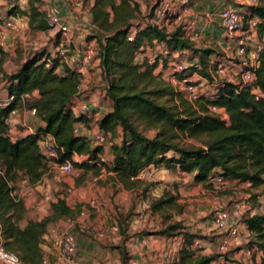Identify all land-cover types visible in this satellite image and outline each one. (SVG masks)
<instances>
[{"label": "trees", "instance_id": "obj_1", "mask_svg": "<svg viewBox=\"0 0 264 264\" xmlns=\"http://www.w3.org/2000/svg\"><path fill=\"white\" fill-rule=\"evenodd\" d=\"M7 1V20L24 18L34 34L49 30L44 0ZM247 11L246 21L257 20L262 49L254 81L240 87L233 80L218 81L210 74V61L223 53L196 48L182 26L168 30L150 19L142 20L138 0H92V34L87 39L95 41V54L87 66L95 64L104 84L103 97L110 104V111L96 121L99 132L109 135L113 157L110 165L101 161V146L76 133L78 126L87 128L92 121V112L76 116L71 110L81 83V75L75 69L78 59L71 67L57 54L53 57L51 51H38L30 53L23 62L19 60L15 70L3 73L8 97L12 98L0 105V238L4 249L15 254L22 264H42L48 226L63 219L74 220L81 214V205L70 208L64 198L57 196L47 216L27 220L22 226L26 209L13 190L14 185L21 180L35 186L49 175L52 163L72 161L73 167L93 175L104 168L127 190H134L140 183L137 176L143 169H176L192 175L193 181L202 185L221 179L248 183L251 189L263 187L264 199V0L248 5ZM6 21L0 18V27ZM155 49L158 53L150 64L147 55ZM162 49L168 55L163 56ZM140 54L144 55L138 63ZM174 54L177 58L192 55L186 68L174 74L178 83L195 86L184 80L197 75L204 85H209V90L197 94L195 100H188L163 76L168 64L175 61ZM6 57L0 46V69ZM225 62L229 66L239 64L234 56ZM158 70L162 72L157 73ZM34 92L36 98H26ZM23 108L34 110L33 115L41 124L33 132L20 128L17 133V125L8 118L11 111ZM149 132L153 134L148 136ZM46 138L51 139L48 145L54 152L50 158L43 155L41 146ZM73 155L85 159L76 163ZM149 208L163 221L172 218L171 211L178 215L182 212L176 196L169 191L151 199ZM122 221L120 215L118 229L124 242L129 236ZM243 224L252 238L249 248L264 251V215L245 217ZM182 228L180 222H173L153 234L175 237V231ZM184 235L193 239L187 232ZM115 248L120 264H127L130 258L125 249ZM216 257L194 258L184 248L179 251L178 264H212ZM250 264H264V259Z\"/></svg>", "mask_w": 264, "mask_h": 264}, {"label": "crops", "instance_id": "obj_2", "mask_svg": "<svg viewBox=\"0 0 264 264\" xmlns=\"http://www.w3.org/2000/svg\"><path fill=\"white\" fill-rule=\"evenodd\" d=\"M45 1V6L49 8H53L57 11L58 15H60L69 25H72L75 28H78L76 30V33L74 34V37H72V41L69 44H66L67 42H63L64 36L60 34H55L56 38L53 40V43H50L48 49H42L41 51H51L50 49L52 48L54 43L59 42V46H61L62 50L67 51L66 58L73 59V60H79V55L78 52L85 47L86 45H91L94 46L95 41L93 40H88L87 37L92 34L91 28H90V22H91V16L89 14V9L84 12V14H81L82 9H77L75 8V5L78 0H44ZM48 1V2H47ZM83 1V0H82ZM174 6L179 7L178 14L177 16H174V19H171L172 23H174L177 26H182L185 30V35L195 44L196 48H207L206 45L202 44V41L206 43L213 44L214 47H216V51L218 50L220 52H226V51H231L233 52L237 39L238 37H231L228 36L218 25V14L219 12L227 5L233 3V0H193L191 4L188 6L189 8L186 10L184 7L180 6L177 0H170ZM88 7L92 5V0L86 3ZM1 7V6H0ZM48 8V9H49ZM73 8V9H72ZM83 8V7H82ZM155 10V9H154ZM240 11L242 14L246 17V14L248 13L247 10L244 8H240ZM156 15V10L154 11L153 18H150L151 22L158 23L159 21H155ZM206 15H209V18H206ZM194 18H197L194 21ZM148 19H145V21ZM27 21L25 20V24ZM28 26V24H26ZM80 27V28H79ZM7 31V29H4ZM10 30H8L9 32ZM11 33V32H9ZM14 33V32H12ZM43 32H38L35 34H40ZM49 33V32H45ZM247 38L251 41L257 39L258 37L256 34H251L250 36H247ZM255 38V39H254ZM63 43V44H62ZM15 44L14 42V36L9 37L8 35H4L3 39L1 40V45L3 51L7 54L6 60L4 64L2 65V69H0V105H4L9 101L8 93L6 91L5 87V81L3 80L2 76L3 73H9L17 68V62L20 61H25L26 57L31 53L30 50H27L26 48H22L21 50L19 47L16 46V51H13L10 49ZM64 45V47L62 46ZM19 48V50H18ZM58 50V49H57ZM34 52H38L40 50L38 49H33ZM33 52V53H34ZM144 54H140L137 58V62L141 63L143 59ZM229 56V54H228ZM74 63V62H73ZM73 63H70L71 67H74ZM237 67L234 68L236 70ZM2 70V71H1ZM81 83H80V89L78 92V95L72 100L71 103V110L73 113L77 116L81 112V107L83 105H87L88 109L90 110L89 113L92 112V118H90L92 121L90 122L89 126L83 127V126H78L77 131L79 135L86 136L89 140L92 142L94 141V138L96 134L98 133V126L96 124V121L106 112L110 111V104L108 101H106L103 97V87L104 84L101 82L99 78V71L98 69L95 68V64L92 66L88 67L87 65L84 66L81 69ZM234 76V74L232 75ZM236 77L234 78H229V80H235ZM37 93L34 92L31 97L26 96V98H36ZM106 103V107L103 109V111H99V106H103ZM14 123L18 127V132L20 130H24L27 125H31L34 129L40 126L41 124L37 122L35 119L34 115L31 114L30 109L23 108L19 109L17 112V116L14 120ZM21 128V129H20ZM20 129V130H19ZM12 132L16 133V130L13 129ZM76 157V161L78 159L84 160L85 157H78L77 155L74 156ZM74 157L73 160H74ZM101 158L105 161L107 165H110L112 162V155L110 152L109 144H107L103 150H102V155ZM75 161V160H74ZM154 170V177H159L162 180L161 187L163 190L157 191L158 189H152L151 186H154V184L147 183V186L150 187V189H145V197L146 202L142 203V205H135L134 208H140L142 207L144 209V214L142 213V216L140 215L139 217L144 218L143 222L146 220V218H150L149 222H145L144 227L149 223V228H152V226H155L158 222L157 214L152 213V211L149 208L150 205V200L159 198L163 195L164 191H169L172 194H174L173 191L175 192H180L179 194L181 196L188 195L190 193L197 194L196 190L199 191L200 193H203L204 191L200 188L204 185L198 184L193 181V177L190 174H185L181 173L177 170H160V169H155L153 167L146 168V171L150 172ZM173 173H177L180 177H173ZM82 175H84V172H82ZM172 175V177L170 176ZM114 175L112 173L106 172L104 168H101L99 170L98 175H94L93 181H95L96 185L87 184V183H82L81 185L76 186L75 191H73V187H70L72 190L70 198L75 201L76 205H81V213L79 216H77L74 220H65V222L68 223V226L70 227V232H72L75 236L76 239V259H75V264H120V254L118 252V249L115 247H123L126 251V253L129 254L131 264H140V260L142 259H136L138 255L146 256L147 259L151 260L155 264H158L159 262H163L165 259L164 254L168 252V254L171 255H176L174 254L175 251L176 253L181 249V247L177 248L175 245H173V241H177L175 237H171L168 240H163V241H154L149 239L148 237H139V238H134V227H137L136 225L134 226V223H138V219L133 221H130L128 224V228L126 227V234L130 237L122 242L121 241V236L119 234V229H118V216L116 213H113V208L114 204H112V201L115 200V198H122V202H125L126 199L123 197H126L128 192L132 190H127L125 189L120 183H118L116 180H114ZM139 175L137 176V179L141 182V180L138 178ZM156 177V178H157ZM172 178V179H171ZM43 180H45V177L39 182L41 183ZM114 181V182H112ZM247 186H249L248 183H243ZM95 186V187H94ZM250 187V186H249ZM115 190H114V189ZM37 191L40 190V188H36ZM166 189V190H165ZM171 189V190H170ZM117 191V193H115ZM21 193V192H20ZM88 193V196L86 194ZM101 195L103 193L106 194V198L101 199V205L102 208L101 212L104 210L109 211L107 215L109 217H104L101 219V222L99 225H107L108 221H113L115 224L114 227L111 228L112 234L108 238H103L104 242L105 240L107 241V244H99L95 243L96 241H92L94 238H89L87 237L86 234H84V230L80 228L81 226H84L83 224H79L81 221V217L85 213L84 209V204L86 203V197L92 198L94 194ZM116 194V195H115ZM177 196L176 194H174ZM113 198V199H110ZM25 209H26V220L22 223V226L25 225L27 220H41L43 217L47 216L48 214H42L39 217L35 216V213L30 210V207L37 209L38 207L36 205H32L30 200H23ZM120 203V204H121ZM116 204V203H115ZM125 205V204H124ZM35 206V207H34ZM123 206V204H122ZM104 207V208H103ZM146 209V210H145ZM41 212V209H39ZM118 211L121 212V209L118 208ZM139 213V212H137ZM115 218H112V215ZM255 214V213H253ZM101 216V213L98 214V216ZM262 215V214H260ZM153 220L155 222H153ZM61 222V221H58ZM57 222V223H58ZM180 222V221H178ZM112 223V224H113ZM140 223V222H139ZM208 227H206V230H202L200 226L195 227L196 233L197 232H213L216 231L212 222L207 221L206 222ZM110 224V223H109ZM111 224V225H112ZM52 224L48 226V232L49 228L51 227ZM206 225V226H207ZM163 226V225H162ZM161 229V228H160ZM155 230H159L157 226H155ZM248 232V231H247ZM215 238L211 240L208 245L204 248V253L205 254H214L216 246L218 248L219 244V236L220 233L216 232ZM249 236L250 233L248 232ZM47 237V236H46ZM180 237V236H179ZM251 237V236H250ZM153 238H157L154 236ZM100 239H97L98 241H103ZM47 238L45 239L44 245H42V250L45 254L44 258L47 259L46 264H56V256L54 253H50L49 247L47 245ZM114 243V244H112ZM135 253V256H134ZM246 255L243 252V259L241 260L240 264H245L246 261ZM249 256V255H248ZM135 257V261H134ZM259 261V254L255 253L250 259L247 264H250L252 261ZM213 263V262H212ZM224 264V263H223ZM225 264H228L225 262Z\"/></svg>", "mask_w": 264, "mask_h": 264}, {"label": "rangeland", "instance_id": "obj_3", "mask_svg": "<svg viewBox=\"0 0 264 264\" xmlns=\"http://www.w3.org/2000/svg\"><path fill=\"white\" fill-rule=\"evenodd\" d=\"M138 2L140 5L141 19L144 21L145 19L153 18L154 11L156 10L157 12V10L164 9L165 7L164 5L168 4L169 7L173 6L170 0H138ZM9 3L10 2L7 0H0V6H1L0 7V18L5 21L8 18L6 15H7V10L9 8ZM82 5H83V8L81 10V14H84V12H86V10L89 9V7L85 2ZM48 8L49 6L46 7V9ZM245 10H247V8H245ZM171 19H174V18L165 17V18H162L158 23L160 25H164L168 30H172L174 27H176V25L172 23ZM26 24L25 22L19 23L18 29L9 31L11 33H9L8 30L7 31L5 30L4 35H8L9 37L14 36L15 44L12 47H10V49H12L13 51H16L17 50L16 46H17L21 50L20 46H22V48H26L27 50H30L31 53L34 52L33 49H38L40 51L44 48L48 49L50 43H53V40L56 38L57 34L55 35L53 32H49V33H41L40 36H38V34H34L33 32H31V30ZM70 29H71V34L63 37L65 40L63 42H67L66 44H69L72 41V37H74V34L76 33V30L78 28H75L72 25H70ZM249 35L250 34H248V36ZM250 42H252V44L255 45L258 42V40L257 39L253 41L250 40ZM202 44L206 45L207 48L216 50L215 49L216 47H214L213 44L206 43L204 41H202ZM62 46L64 47V45ZM92 47L93 49H95V45ZM61 48L62 47L59 46V42L58 43L56 42L53 44L52 48L50 49L51 53L53 54V57H55L56 54L57 56H59L58 51H61L62 50ZM218 52L224 53V52H220L219 50ZM227 53L229 54L230 57L234 56L233 52L231 51H228ZM191 59H192V55L184 54L182 56H179L178 58H175V61L173 63H175L176 65L187 66L190 63ZM194 59H197V58L195 57ZM235 67H237V64L230 66V69H232V71L235 72L233 70ZM232 75L219 76L217 77V80L226 81V80H229V78L230 79L233 77L235 78V76H232ZM171 80H172L171 83L173 84L175 89L178 92H182L184 96L187 98L188 95L185 92L186 87L183 85V83H178L176 78L171 79ZM187 80L191 84L195 85L193 86V88L196 94H201L209 90V85H204L205 83L202 82L197 75H193L187 78ZM233 82H236V81L233 80ZM105 107H106V103L105 105H103V109ZM152 134L153 133L151 132L147 133L148 136H151ZM74 160H75L74 162L76 163H79L82 161L81 159H78V161H76V157H74ZM73 168L74 170L71 175L64 176V177H55V178L51 175H47L45 177V180H43L41 183H39L38 185L34 187H31L28 185V183H24L20 180L17 182L16 185H14L13 190L16 191V193L18 194H20L21 192L23 196L22 197L23 200L25 201L30 200L32 205H36L38 207L35 210L34 208L30 207V210L35 213L36 217L41 216L43 213L44 214L49 213L48 211L44 209V207L41 206V196H42L41 192H47L52 199H54L57 196L61 198H65V199L68 198V201H67L68 206L70 208H74L76 203L75 201H71V199L69 198L68 196L69 194L67 193L68 188L73 187V191H75L76 186L81 185L82 183H87V184L92 183L93 185H96L95 184L96 182L93 181L94 175L92 172H87L86 174L82 175V172H83L82 170H79L75 167ZM159 169L165 170L164 167H161ZM138 175H139L138 178L141 180V182L138 183V185L135 187L134 190L128 192L126 197H123L126 199V201L121 203L122 201L121 197L117 199L115 198V200L112 201V204H114L112 214L116 213L118 217L120 215L123 216L122 224H123L124 229H126V227L128 228V224L130 223V221L134 220L135 222V220L138 219V223H134V226L135 225L137 226V227H134V238L146 236L149 239L152 238L151 240H154V241L168 240L171 237L157 236L153 234L154 232L157 231L155 230V226H157L160 230L162 225H167L169 223L180 221L181 226L183 228L175 231V232H178L177 233L178 235L175 236L177 241H173L172 243L173 245H175L177 250L179 247H181V249L188 248L192 252L194 258H198L200 256L215 255L217 257L212 264H223V263L225 264V262H227L228 264H240L241 260L243 259V252L246 254L247 251L251 250L249 246H251L250 242L252 241V238L249 236L247 230L243 226L244 225L243 219L245 217H250L251 215H254L253 213L264 215V199L261 197V192H262L263 187L258 188V189H251L249 186L243 183L229 182V181H226L223 184H216L215 183L216 179H214V180H211L208 184L200 187L204 191L203 193H200L199 191L196 190L197 194L190 193L188 195L181 196L179 194L180 192L173 191L174 194L177 195L176 199H177L178 205L182 206L181 214L178 215L176 214V211H171L170 214L172 215V218L169 220H165V221H163L159 215H156L157 218H159L158 222L155 223L156 224L155 226H152V228H149L148 226L149 223L145 227H144V224L145 222L146 223L149 222L150 218H146V220L143 222L144 218L139 217L140 215L142 216V213L144 214L145 212L144 209L142 207L134 208V206L136 204L141 206L142 203L146 202L145 197H147L148 195L145 196L144 192H145V189L147 190L150 189V187L147 186V183L154 184V186H151L152 189L156 188L158 189L157 191H161L163 190V188L161 187L160 184H162V180L164 179H160L157 176H156L157 178L154 177L155 176L154 170L150 172L145 171L141 176L140 174ZM170 176L172 177V175ZM173 177H180V176L177 173H173ZM38 187L40 188L39 191H37L36 189ZM115 193H117V191H115ZM86 196H88V193L86 194ZM106 197L107 196L105 193L101 195H98L95 193L94 196H92V198H89V199L88 197H86V203L84 204L85 213L81 217L82 219L79 222V224L81 223L84 225L80 227L84 230L83 231L84 234H86L87 237L89 238H94L92 241H96L95 243H99V244H107V241H106L107 239L104 242L103 238H108L112 234L111 228L115 226L113 221H108V224L107 225L105 224L104 226L99 225L102 218L109 217L107 215L109 211L105 210L104 207H103L104 210L102 212L100 209L102 208L101 199L106 198ZM110 199H113V198L110 197ZM91 202H93L92 206L89 205ZM218 207H223L227 210H235V209L240 210V219L238 222L239 238H238V241L236 242L233 241L225 251H221L219 248V244H218V248L216 246L214 254L207 255L203 252L204 248L206 247V245L212 242L211 240H213L216 237L214 233L218 231L215 229L216 231H213V232H207V231L201 232L200 231L196 233L195 227L200 226L202 230L204 229L206 230V227L209 226L207 225L206 222L211 221L212 215L215 209H217ZM118 208L121 209V212L117 210ZM39 209H41V212ZM100 213H101V216L100 215L98 216V214ZM112 218H115V217L112 215ZM60 221L61 222L53 223L51 227L49 228V232L53 230H59V229H67L70 231V227L68 226V223L65 222V219L60 220ZM153 222L155 221L153 220ZM96 232H100L101 236L100 237L96 236ZM185 232L192 235L193 239L187 238L184 235ZM154 236H156L157 238H153ZM46 238L47 237L45 236V239ZM220 238L221 236H219V241H220ZM97 239H100V240L103 239V241L100 242ZM47 240H48L47 245L49 247L48 252L53 253L54 251L51 247V241L49 240V238H47ZM179 251L177 253L175 251L174 253L176 254L175 256L168 254V252H166L163 258L165 260L163 262H159L158 264H178ZM255 253L257 252L254 249V250H251L249 256L246 255L245 264L249 262V259ZM134 256H135V253H134ZM131 259L132 257L129 259L127 264H131L130 263ZM136 259H142L140 260V264H155L151 260L147 259L146 256L144 257L142 255L141 256L138 255ZM136 259L134 257V261ZM259 259H261L260 256H259Z\"/></svg>", "mask_w": 264, "mask_h": 264}, {"label": "built area", "instance_id": "obj_4", "mask_svg": "<svg viewBox=\"0 0 264 264\" xmlns=\"http://www.w3.org/2000/svg\"><path fill=\"white\" fill-rule=\"evenodd\" d=\"M180 6L184 7V9H188L189 5L193 0H177ZM260 0H233V3L225 6L218 14V25L219 27L228 35L231 37H238L235 48L233 50L234 57H236L239 60V64H237V70H234L235 72L232 73V69H230V66L226 64L228 56V51L223 53V56H216L214 60L210 61L209 64V72L210 74L217 78L219 76H229L234 74L236 77L235 81L236 84L240 87L250 85L254 81V71L258 66V57L262 49V44L258 40V42L253 45L252 42L247 38L248 34H256V19H248L245 20V16L240 11V8H247L248 5H258ZM83 1L78 0L75 8L82 9L83 7ZM164 9L157 10L154 20L160 21L162 18L170 17L173 18L174 16H177L179 7H176V5L169 7L168 4L164 5ZM248 16V13L246 14ZM206 18H209V15H206ZM197 18H194V21ZM21 22H25L24 18H9L4 25L0 27V46L1 40L4 37V29L13 31L18 29V25ZM46 22L49 27V30L47 32H53L54 34H60L63 36H68L71 34L70 26L65 22L64 19L60 18L57 14L56 10L53 8H49L46 11ZM155 23V22H154ZM4 28V29H3ZM249 35V36H250ZM58 57L61 58V60H66L68 64L75 62L73 59L66 58V52L65 50L58 51ZM158 52L155 50L149 51L147 55L148 63L152 64L154 63L156 54ZM160 53L165 56L168 55L167 51L165 49L160 50ZM95 51L91 45H86L79 51V64L76 65V71L81 75V69L89 64V62L94 58ZM173 58H177V55L174 54ZM161 68V67H159ZM186 68V66L182 65H176L175 63L168 64V67L166 68V71L163 72V76L168 78L169 81L172 82L171 79H175L174 74L176 72L183 71ZM162 72L161 70H158L157 73ZM82 77V75H81ZM82 79V78H81ZM184 82H189L188 80H184ZM185 92L187 93V99L192 101L195 100L197 97V94L195 93V90L193 86H185ZM80 89V85H79ZM12 100V98H9V101ZM8 103V102H7ZM213 111H216V108H212ZM89 109L87 105H83L81 107L80 112L82 114H89ZM99 111H103V106H99ZM17 110H13L9 114V120L13 122L17 116ZM31 114H34V110H30ZM27 130L29 132H33L34 128L31 125L26 126ZM76 133L78 134V131L76 129ZM50 138H46L45 141L41 143L43 155L46 158H50L54 156V152L50 149L48 142H50ZM109 140V135L104 134L98 131L94 138V144L97 146H101L104 148ZM11 141L13 142V138H11ZM76 155H73V157ZM73 160V158H72ZM74 161V160H73ZM102 162H105L101 158ZM156 169V168H155ZM73 165L72 161H64L60 163H52L50 165L49 169V175L55 177H64L71 175L73 173ZM146 171V169H143L139 174L140 176ZM24 183H27L23 181ZM226 181H223L221 179H216V184H223ZM39 184V183H38ZM36 184V185H38ZM35 185V186H36ZM30 186V185H29ZM34 187V186H31ZM67 193L69 194V198L71 195V189L68 188ZM14 194V193H13ZM41 206L44 207L46 211L49 212L50 210V204L53 201V199L50 197V195L47 192H41ZM18 198L22 199V193L17 194ZM65 199V198H64ZM71 199V198H70ZM23 200V199H22ZM66 202L68 201V198L65 199ZM71 201H73L71 199ZM90 206L93 205V202L89 204ZM82 214V213H81ZM252 216V215H251ZM240 219V210H227L223 207H218L215 209L213 215H212V222L214 225V228L220 233V241H219V248L221 251H225L228 246L234 241H238L239 238V228H238V222ZM244 226V225H243ZM245 228V226H244ZM246 229V228H245ZM247 230V229H246ZM47 238L51 241V247L53 249V253L56 256V264H75L76 259V239L72 232H70L67 229H59V230H53L51 232H47ZM96 236L100 237V232H96ZM49 241V242H50ZM254 250V249H251ZM250 251H247V255H250ZM256 252L259 254V256L264 259V251L255 249ZM48 261L46 258H43L42 264H46ZM0 263L1 264H22L20 260L17 258V256L13 253H10L6 251L3 247L1 238H0Z\"/></svg>", "mask_w": 264, "mask_h": 264}]
</instances>
